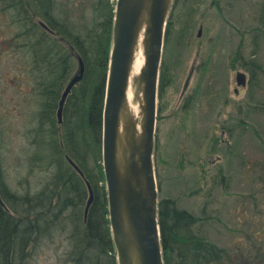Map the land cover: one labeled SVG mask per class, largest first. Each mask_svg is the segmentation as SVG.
Instances as JSON below:
<instances>
[{
	"label": "rangeland",
	"instance_id": "obj_1",
	"mask_svg": "<svg viewBox=\"0 0 264 264\" xmlns=\"http://www.w3.org/2000/svg\"><path fill=\"white\" fill-rule=\"evenodd\" d=\"M69 1V13L81 22L92 14L96 0ZM211 1L181 0L178 7L176 1L172 10L177 22L164 51L167 77L159 96L154 157L159 195L161 200L178 198L181 208L200 218L211 217L207 223L200 222L211 242L264 260L263 254H255L264 245V7L260 6L264 0H219L221 13L210 11ZM115 2L106 1L107 9L115 8ZM184 2L189 5L182 12ZM12 19L0 16V127L6 180L23 193L42 189L51 170L42 165L44 161L29 163L38 150L35 142L41 150L44 134L42 125L35 127L40 107L29 94L37 84L26 82V64L39 61L31 66L39 68H35L39 74L51 63L28 56L29 46L22 48L27 42L17 39L20 33ZM60 43L67 52L73 51ZM193 64L196 73L181 100ZM78 68V61L70 63L67 82ZM239 70L248 74L251 86L236 94ZM44 131L55 132L47 127ZM229 137L231 141L223 144ZM221 150L222 156L217 157ZM203 166L213 170L205 181ZM54 236L32 264L66 262V234L56 229Z\"/></svg>",
	"mask_w": 264,
	"mask_h": 264
},
{
	"label": "trees",
	"instance_id": "obj_2",
	"mask_svg": "<svg viewBox=\"0 0 264 264\" xmlns=\"http://www.w3.org/2000/svg\"><path fill=\"white\" fill-rule=\"evenodd\" d=\"M106 1L108 0H96L92 5V14L85 18L82 17L80 22L69 13V0L66 2L61 0H0V16L14 18L12 19L13 26L20 33L17 39H24L22 35L25 32L30 33L28 44L31 49L27 53L28 56L31 59L38 58L52 62L46 70H51L55 77L46 83L47 85L52 84L50 86L52 91H61L64 80L60 77L70 76L69 63L74 61L70 51L67 52L69 55L62 58L63 60L59 59L60 50L66 51L67 49H64L65 46L61 47L60 42L63 41L60 39L74 46L76 53L86 63L85 80L76 89L78 103L71 116L73 128L70 131H64V136L67 134L68 141L73 145L75 160L79 162L86 179L94 188L95 201L86 224L83 218L84 211L68 213L64 209L60 211V214L67 212L66 219H61L65 215L60 218L54 215L56 220L50 222L49 231L42 228L44 235L50 240L55 238L56 229H59V233L68 235L69 246L64 254L66 257L64 264L93 261L118 264L108 218L106 180L102 165L103 105L114 21V7L110 6L108 10ZM16 13V16H12ZM19 13H29L33 16L25 20ZM39 20L46 22L56 32L58 39L46 33L39 26ZM49 42L53 43L54 48ZM36 43H43L45 49L35 50L33 45ZM166 77L167 73H164L162 82L166 81ZM163 86L164 83L161 88ZM90 118L92 120L89 122ZM2 145L0 144V152H2ZM56 154L54 157H62L60 161L64 160L63 153ZM54 167L50 168V177L42 189L33 191L30 188L22 193L11 190L3 174L4 160L0 162V173L4 177V181L0 182V190L6 191L2 193V197L7 206L5 208L0 204V264H10L11 249L16 245L19 246L23 237L27 236L22 227L26 223H31V218L37 219L33 216L38 214L39 210L26 208L33 203H39L37 197L43 198L44 206L45 202L52 205L56 202V197L58 201L63 193L73 196L78 193L79 196L81 195L80 206L86 203L88 187L85 179L70 165L66 168L60 167L57 172ZM70 177H73L75 181L69 180ZM78 183L81 187L80 191H78ZM11 210L22 222V226L19 221L8 216L11 215L9 213ZM200 222L207 223L208 220L181 208L178 198H167L160 202V225L166 264H264L263 258L258 255L253 256L242 252L239 248L231 252L211 242L205 236L204 225ZM68 227L75 229V234L67 231ZM260 249L264 250V245H261L255 254L261 253L264 256Z\"/></svg>",
	"mask_w": 264,
	"mask_h": 264
},
{
	"label": "water",
	"instance_id": "obj_3",
	"mask_svg": "<svg viewBox=\"0 0 264 264\" xmlns=\"http://www.w3.org/2000/svg\"><path fill=\"white\" fill-rule=\"evenodd\" d=\"M175 0H118L113 47L104 107L103 165L109 193L110 220L119 264H165L154 170L158 85L166 22ZM143 48L145 63L134 78L137 115L128 101L136 53ZM80 70L61 100L66 99L85 72ZM191 75L185 85L187 89ZM237 81L245 86L247 76ZM75 169L84 176L77 165ZM93 202L94 192L88 183Z\"/></svg>",
	"mask_w": 264,
	"mask_h": 264
},
{
	"label": "bare ground",
	"instance_id": "obj_4",
	"mask_svg": "<svg viewBox=\"0 0 264 264\" xmlns=\"http://www.w3.org/2000/svg\"><path fill=\"white\" fill-rule=\"evenodd\" d=\"M61 1L66 2V0H61ZM69 4H70V1H69ZM19 15L22 18H25V20H27V17L29 19L33 16V14H29V13L28 14L19 13ZM60 15H62V14L60 13ZM42 22L48 26V24L46 22H44V21H42ZM15 24H18V22H15ZM22 36L24 38V41L27 42L25 44L27 46H29L28 42H29V38H30V33L25 32L24 35H22ZM49 44L54 48V45L52 42H49ZM23 47L24 46H22V48ZM33 48L35 50H38V51H43L45 49V45L43 43H36L33 45ZM30 49H31V47L29 46V50ZM29 50H27V52ZM60 51L61 52L59 53L58 57L61 60H63L65 58V55H69L67 53V51H65L63 49H61ZM38 60L48 61V60H44V59H38ZM144 63H145V54H144L143 48L140 47V49L136 53V58L134 61V66H133V70H132V74H131V82H130L129 91H128V101H129L131 109L135 115H137L139 112V104L136 103V101H135L134 78L140 73L142 67L144 66ZM46 72L47 73L46 74L44 73V75L50 76V78L53 77L51 70L46 71ZM49 81H52V80H49ZM76 100H77L76 92L73 95L69 96V98L66 99V101H67V103H66L67 107L66 108L67 109H66V112L63 110L62 116L60 118L59 117V110L58 111L55 110V107L61 101V96L58 94L57 101H56V98L54 96L46 97L45 103L47 104V106H46V108L44 107L43 109H41L40 113H38V115L36 116V119L38 122L35 125V127L37 126L38 128H40V126L42 125V128H43L44 136L40 135L41 141H42V143H41L42 154H41V150H39V143L37 141V142H35L34 145H36L38 147V150L35 152V154L32 156V158L29 159L30 164H37V163L44 161V162H42L43 166H45L46 168H52L55 166L54 169L55 168L57 169L56 172L58 171V169H60V167L66 168L67 165H70L75 170V167L73 165H79L78 164L79 162H77L75 160V153H73V145L68 141L67 134H65V136L60 135V134H63L64 131L65 132L67 130L70 131L73 128V125H72L73 121L71 120V116H73V113L75 112V108L77 107L78 101H76ZM58 120L64 122V124H63V128H62L63 130L58 132V134H56V128H57ZM91 120L92 119L90 118L89 122ZM51 124L52 125L55 124L54 129L52 128ZM45 127H47V129L49 131H50V129H52V130H55V132L47 133L44 131ZM3 133H4V131L0 127V144H3V142H4L2 140L3 139ZM58 149H59V151H58ZM56 153H63V156L65 157L64 160L60 161L62 157H54V155ZM78 160L80 161V159H78ZM2 161H3V156H2V152H0V162H2ZM3 174L5 176L4 170H3ZM5 179H6V177H5ZM69 180L75 181L73 179V177H70ZM3 181H4V177L0 173V182L2 183ZM8 184H9V182H8ZM10 188H11V190H13L12 187H10ZM80 188L81 187H79V183H78V191L81 190ZM2 193H6V191L0 190V204L6 208L7 207L6 202L4 201V199L2 197ZM80 196L78 193L75 196L70 195L68 193H63L62 197L58 201H57V197H56V202H53L52 205L45 202L44 206H43V198L37 197V198H39V199H37V201H39V203H33L31 205L26 206L27 209L39 210V211H37L38 214H35L33 216V217H37V219L31 218V223H26V225L24 224V226L22 227L23 228L22 230L24 231V233H27V236L23 237V240H22L21 244H19V246L16 245L11 249L12 250L10 252L11 258L9 260L10 264H32L33 263V260L35 259V257L38 256V252L40 251V249H42V247L45 245V243L48 240H50L47 236L44 235L42 228L49 231L50 222H52V221L54 222V220H56V218H54L55 217L54 215H58L59 218L62 217L63 215H65L62 217V219H66L65 217H68V213H75L76 211L77 212L78 211H84V213H83L84 217L83 218H84V223L86 224L88 222L90 209H91L93 204L90 206V208H88V201H86V203L84 205L80 206V204H79ZM64 209L68 213L64 211L61 215L60 211H63ZM7 210L9 211V209H7ZM9 213L11 215H8V216H10L11 218L13 217L15 220L19 221V219L17 217H15V214L13 213L12 210ZM19 223L22 226V222L19 221ZM67 231L71 232L72 234H75V229L73 230L70 227H68ZM65 237H66L65 240H68L67 234ZM99 262L100 263H98V261L86 262V263L76 262L74 264H103L101 261H99Z\"/></svg>",
	"mask_w": 264,
	"mask_h": 264
},
{
	"label": "flooded vegetation",
	"instance_id": "obj_5",
	"mask_svg": "<svg viewBox=\"0 0 264 264\" xmlns=\"http://www.w3.org/2000/svg\"><path fill=\"white\" fill-rule=\"evenodd\" d=\"M177 2H176V7H178L177 5H179L180 4V2H181V0H176ZM186 2H184V4H183V7H182V12H184L185 11V9L184 8H186L189 4H185ZM221 5H222V2L220 3V1L219 0H212L211 1V3H210V5H209V9H211L210 11H214V10H217L219 13H221L222 12V9H221ZM260 6H263L264 7V5H260ZM173 15V16H172ZM172 15L170 16V19H169V23H168V28H167V34H174V25H175V23L177 22V21H175L174 20V12H172ZM171 17H172V19H171ZM179 17L182 19L184 16L182 15V14H180L179 15ZM261 18L262 19H264V15H261ZM44 29V28H43ZM45 30V29H44ZM50 36H52V37H54L55 38V36H56V33L55 32H53V31H48V30H45ZM202 35H203V29H202V32H199V34H198V37H202ZM167 38H168V35H167ZM215 39H213V41H214ZM25 48H27V45L25 44L24 45V49ZM45 62H48V63H50L49 61H41V63L43 64V63H45ZM35 63H39V61H35ZM34 63V64H35ZM52 63V62H51ZM34 64H31V66H33ZM70 64V63H69ZM27 66V80H26V82L27 83H31V80H33L34 82H36V87H34V86H32V88H31V92H30V94H29V96L30 95H32L33 94V96L32 97H35V99H36V102H37V104H38V106L40 107V110L41 109H43L44 107L46 108V106H47V104L45 103V100H46V97H50V96H54L55 98H56V101H57V96H58V94L62 97V92H63V90H64V88L66 87V83H67V81H66V79L67 78H65V77H63V78H61L60 77V79H62V80H64V85H63V87H61V91H52V89H51V85L52 84H50V85H47L46 84V82H48L49 80H52V79H55V77L53 76L52 78H50V76H47V75H44V70H43V72L42 73H39V74H37V72H35V68L36 69H38L39 70V68H37V67H34V68H31V66L29 65V63H27L26 64ZM239 72H243V71H236L235 73H236V75H235V78H236V83H237V74L239 73ZM34 73H36V75L34 74ZM245 73V72H244ZM23 74H24V72H23ZM245 74H247V73H245ZM248 75V74H247ZM29 78V79H28ZM33 78V79H32ZM34 82H33V84H34ZM250 80H249V76H248V81H247V87L245 88V89H247V88H249L251 85H250ZM237 92V90L235 91V93ZM74 93H72V95H73ZM69 98V97H68ZM56 103V102H55ZM66 103H67V101H66ZM67 104H65V106H64V111L66 112V106ZM60 109V102L56 105V107H55V110H59ZM58 124H57V131L56 132H60V131H62L63 129V124H64V122H62V121H60V120H58V122H57ZM156 151H157V148H156ZM157 153V152H156Z\"/></svg>",
	"mask_w": 264,
	"mask_h": 264
}]
</instances>
